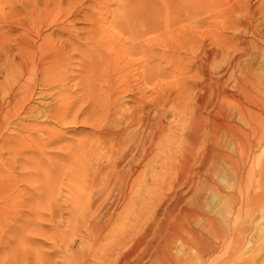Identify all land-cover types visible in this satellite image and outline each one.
I'll list each match as a JSON object with an SVG mask.
<instances>
[{"label": "bare ground", "instance_id": "obj_1", "mask_svg": "<svg viewBox=\"0 0 264 264\" xmlns=\"http://www.w3.org/2000/svg\"><path fill=\"white\" fill-rule=\"evenodd\" d=\"M216 1L92 0L93 4L87 5L81 0H12L7 11L0 8V79L3 80L0 86V256H4L0 257V264H14L20 246L30 254L32 205L27 200L29 190L24 189L22 195L25 197L21 199L19 193L5 190L11 188V180L17 187L22 181L37 179L45 189L48 184L44 181L49 176L56 180L64 177L73 185L69 191H76V194L80 191L78 187L83 185L80 186L79 181L88 182L89 185L84 186L86 190H92L94 199L86 203L81 200L84 198L74 200L72 207L78 214H83L81 225L98 236L106 227L93 218L101 213L97 205L106 204L103 195L113 191L125 195L143 177L137 169L140 163L152 165L164 160L158 155L160 151L166 152L168 162L164 168L168 175L176 168L178 173H189V154L196 144L203 147V162L196 173L206 168L208 153L218 160L230 159L216 149L215 144L227 134L237 141L240 133L227 129L224 124L226 134L217 128L202 130L199 124L198 128L194 122L200 121V111L207 107L205 100L197 103L191 123L185 122L188 117L183 118L191 108L188 101L198 87L197 82L221 86L226 78L245 82L255 80V71H248L249 74L240 78L235 72L241 70L244 58L252 57L247 48L239 46L241 41L245 44L243 38L248 34L258 37L262 45L259 52L264 56V31H258L257 25L253 24L255 20L264 22V0L259 1L260 6L258 4L256 9L249 8L242 2L244 0H232L234 2L222 9ZM94 4L101 11H96L98 15H95ZM80 25L86 27H78ZM226 33L232 35L229 37ZM135 57L138 59L133 60ZM163 62L171 67V73L162 68ZM186 64H189L188 69ZM163 76H171L174 82L163 85ZM68 88L71 91L68 92ZM218 93L225 97L222 89ZM36 96L51 97L52 108L38 114L29 105ZM126 102L131 106L124 107ZM169 107L178 111L177 122L187 126L189 131L166 140L162 147L164 110ZM23 120L33 121V124H24ZM49 122L66 127L79 125L89 129V135L79 142L67 141L62 131L48 127ZM10 125L14 131L5 137L3 131ZM176 142L185 144L182 149L180 147V160H176L171 152ZM4 155L20 156L24 162L17 167L19 170L14 165L5 169ZM44 161L50 163L51 170L39 165ZM135 204L138 205L136 201ZM103 214L109 219L112 217L111 213ZM118 217L117 214L115 220L113 216L112 224ZM137 219L139 228L142 215L139 214ZM19 221H24L21 231ZM221 225L209 219L205 230L188 231L190 240L187 241L191 245L185 241L182 235L185 230L179 225H165L156 232L155 250L153 255L150 254L149 264H179L170 253L177 240L193 246L200 256L215 253L219 246L209 237L219 238L224 232ZM17 232L22 238L20 243L17 239L13 247L7 236ZM110 237L112 242L104 250L105 256L115 255L117 262L114 258V264H131L136 250H124L131 235L114 232ZM6 238L8 241H4ZM140 242L142 240L135 243L136 249ZM5 246L9 249L6 254ZM132 264L148 263L144 257L137 256Z\"/></svg>", "mask_w": 264, "mask_h": 264}, {"label": "rangeland", "instance_id": "obj_2", "mask_svg": "<svg viewBox=\"0 0 264 264\" xmlns=\"http://www.w3.org/2000/svg\"><path fill=\"white\" fill-rule=\"evenodd\" d=\"M8 1L2 0L1 2L0 0V8H4L7 11L8 6L12 3L10 2L12 0ZM81 1L86 2L87 5L90 2L93 4L92 0ZM169 1L171 2L172 0ZM231 1L217 0L216 3L224 9ZM259 1L244 0L242 2L248 4L249 8L256 9L258 4L260 6L261 2ZM160 3L163 6L162 2ZM94 6L96 7H94L95 15H98L100 9L96 4ZM113 6L115 8V5ZM219 9L221 10V7ZM219 9L217 10L219 11ZM85 11L89 12L88 9H85ZM253 22L254 25H257L258 31H264L262 30L264 29V22L261 20ZM78 27L86 26L80 25ZM226 35L230 37L232 34L226 33ZM245 38H243L245 44L241 43V41L239 42V46L240 48H247L252 57L244 58L241 62L243 65L240 66L243 71H239L242 74L239 71L235 73L240 78L241 75L246 74L248 71L249 73L255 71V80L245 82L243 80L237 81L226 78L221 86L213 83L203 85L197 82L198 87L191 93L192 99L190 94L191 100L189 99L188 101V105H191V108L188 109L185 117H182L184 120L188 117L189 119L187 118L188 120L185 122L191 123L194 115H196L197 103L202 99L205 100L207 107L203 111H200L202 112L200 121L196 120L194 122L198 128L200 126L202 130L206 131L217 128L223 133L228 132L227 129L231 128L237 134L240 133L238 135L239 140L237 141L227 134L220 137L215 144L216 149L224 152L228 157L230 156V159L226 158V161L218 160L208 153L205 161L206 168H203L199 172L201 174L196 173L200 169L201 162H203V147L200 144H196L192 146L191 153L189 154V173L188 171V174L178 173L176 168L175 170L173 169L174 172L170 171L171 174L168 175L166 168H164L168 162L165 158L166 152L164 150L160 151L158 155L164 160L152 165L143 162L140 163V166L138 164L139 168L137 169L143 173V177L131 189L127 190L125 195L118 194L117 191L115 193L114 191L112 193L106 192L103 195V198H106V204L100 205L99 203L97 205L101 213L99 211L100 216L96 214L97 217L95 216L93 219L100 221V225L107 229H102L98 236L95 233H92V235L87 231L88 229H86L85 225H81L80 221L83 214H78L72 207V204L74 205L75 202L74 200L84 198L81 200L86 203L94 199L92 190H86L85 186L89 185L88 182L81 183L79 181L80 186L83 185L81 188L78 187L80 191L77 189L78 194H76V191L73 193L69 191V188L73 187V185L64 177H61L64 180L62 181L60 178L56 180L55 178L51 179L49 176L46 179L47 181H44L49 186L45 189H43L40 180L37 179L31 182L22 181L17 187L13 186L15 183L11 180V188L5 190L15 191L17 195L18 193L22 195L24 189L29 190L30 196L29 194L27 195V200L32 205L30 207V211L32 212L29 211L30 215H32L29 219L30 222L32 221V226L30 224L32 228L30 227V229L33 231H31V236L29 237L30 254L26 252L25 248L20 246L19 251H17V257L13 259L14 264H109L108 261L111 264L115 260L114 258H116L114 262H117V257H114L115 255L110 258L106 257L104 250L108 249L106 247L111 245L112 240L110 236L114 232L118 234L128 232L131 235V240L124 249L136 250L131 258L133 261L130 260L131 264L137 259V256L144 257V260L149 264L150 254L153 255L154 252L152 251L155 250L156 232L162 229L164 224L168 226L179 225L182 228L181 230H185V233L183 232L182 235H184L185 241L188 242L187 240H190L188 231L203 230L209 219L216 220L218 224L223 225L221 227L224 232L219 238H215V236L209 237L214 245L219 246L217 251L206 257L200 256L193 246L190 247V241L188 242L189 245L184 241L177 240L172 246L174 251L172 249L170 253L179 264H264V59H262L264 56L260 55L259 52L262 45L258 42V37L248 34ZM132 59L137 60L138 58ZM164 63H161V66L163 65L162 68L165 71L167 70V73H171V67ZM217 66L222 65L218 64ZM188 67L189 64H186L185 68L188 69ZM222 67L225 68L227 66ZM2 81L0 79L1 87ZM172 81L174 82V78L172 79L171 76L170 78L168 76H163V79L161 78L163 85H167L168 82L170 84ZM1 87L0 93H2ZM220 89L224 91L225 97L219 95L218 90ZM69 90L71 91L70 88H68V92ZM149 95L150 93L148 92ZM37 97H34V100L29 105L33 106L38 114L52 108L51 106L54 102H52L51 97ZM1 98L2 94H0ZM127 105L130 107L131 103L126 102L124 107L128 108ZM175 110L170 107L164 110L163 129L165 130V140L163 139L160 144L162 147H164L166 140L178 138L188 133L186 132L187 130L189 131L187 126L184 127V125L182 126L177 122L178 116L176 114H178V111L176 110L175 112ZM237 111L239 112L238 115ZM22 122L28 125L33 124V121L23 120ZM39 122L41 123V120ZM54 124L53 122H49L47 125L50 128H56L60 132L62 131L61 133L67 141H78L79 139L82 141L89 135V129H82L78 127L79 125L77 127L73 125L66 127ZM223 124L227 129H224ZM237 128L240 129V132ZM13 131L14 129L10 125L3 131V135L5 137L11 136ZM41 140L44 142L46 139L43 136ZM180 144L182 143L176 142V147L174 145L173 148L175 151L173 149L171 151L172 153L174 152L172 156L176 160L181 159V149L185 145ZM52 149L54 147L47 151ZM171 152L170 154H172ZM2 159L5 169L9 165H14L18 169L17 167L20 168L24 162L20 156L15 155L12 158L4 155ZM39 165L48 167L50 170L52 168L47 161ZM6 182L8 183V181ZM24 197L22 195L21 199H24ZM135 201L138 205L135 204ZM124 203L125 205L123 206ZM70 210L71 212H69ZM73 211L76 212L73 213ZM106 212L108 214L111 213L112 217L110 219L103 214ZM117 214L119 215L118 220L112 224L114 218L116 220ZM139 214L142 215V219L138 228L136 222L138 221ZM22 220L23 217L21 218ZM21 221L17 223L20 227L18 228L19 231L24 228V221ZM227 227L229 230L235 229L234 232L227 231L225 229ZM19 234L20 232L16 234L10 233L7 236L13 242V247L16 245V240L18 239V243L22 238L21 234ZM101 234L104 235L101 236ZM57 238L58 240L56 241ZM6 240L7 238L4 241ZM140 240L142 242H140L136 249L137 244L135 243ZM5 248L6 254V250L9 249L6 246ZM2 254L5 255L4 253ZM0 257L4 256L1 255ZM181 260H184V262H181Z\"/></svg>", "mask_w": 264, "mask_h": 264}]
</instances>
